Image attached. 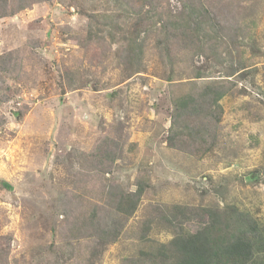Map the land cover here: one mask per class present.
<instances>
[{
  "label": "rangeland",
  "instance_id": "obj_1",
  "mask_svg": "<svg viewBox=\"0 0 264 264\" xmlns=\"http://www.w3.org/2000/svg\"><path fill=\"white\" fill-rule=\"evenodd\" d=\"M6 1L0 4V14L10 13L0 17L6 264H151L149 257L169 245L183 220L157 217V209L171 205L234 209L241 220L264 224V0H202L206 10L198 12L208 17L199 34L203 44L227 29V47L206 57L175 45L181 59L173 65L157 46L165 43L159 21L186 12L189 0ZM23 2L30 6L17 11ZM116 24L125 31H113ZM137 30L146 49L136 71L125 64L123 37ZM220 84L231 89L219 102L213 146L199 152L197 142L190 148L181 137L175 142L173 95ZM109 151L116 161L102 167ZM138 181L148 189L131 216L99 217L100 225L119 229L115 242L82 235L75 243L71 228L100 203L93 196L105 185L135 192ZM209 221L203 214L183 225L196 232ZM233 222L240 224L237 215Z\"/></svg>",
  "mask_w": 264,
  "mask_h": 264
},
{
  "label": "trees",
  "instance_id": "obj_2",
  "mask_svg": "<svg viewBox=\"0 0 264 264\" xmlns=\"http://www.w3.org/2000/svg\"><path fill=\"white\" fill-rule=\"evenodd\" d=\"M21 1L19 0L20 3ZM5 2L7 4L6 0H0V4L5 5ZM29 6L30 4H24L23 2L17 11L26 9ZM199 7L206 10L202 0H189L183 4L186 12H180L173 16L169 15L170 18L166 19V22L163 19L159 21V23H162V32L164 33L161 40H165V43L159 42L157 46L164 49L166 55H169V64L173 65L176 61L178 62L181 57H179V60H177V57L183 50L186 51L185 54L191 56L202 54L209 57L210 54L218 55L221 48L227 47L224 41L231 37L227 29L222 35L217 36L214 41L203 44L199 34L202 30L204 32V20L208 17L204 15L206 12H198ZM8 14L10 13H7L5 9L0 17L4 18ZM138 16L140 26L142 24V14ZM191 25L195 26L192 27ZM114 30L117 34L125 31L120 24L113 25ZM216 30H219V28L215 26L214 31ZM134 33L135 36L123 37L126 42L124 59L127 67H132L137 71L140 69L139 66L144 57L146 43L144 38L141 39L142 32L140 30L133 31ZM180 41H183V44ZM175 45L178 46L180 52L176 49L174 52ZM201 75V71H198L195 77L202 78ZM230 89L231 87H227L225 84H220L217 87L208 85L200 88L195 93L189 92L180 98H175V95H173L175 110L173 128L177 131L173 133L172 139L176 142L181 137V140H183L181 143L187 145L188 148L193 147L197 142L198 144L196 143V148L194 146L193 150L200 148L199 152L208 151L219 136L217 128L223 114L219 102L228 94ZM180 127L183 130L178 131ZM174 147L176 148L178 145L175 144ZM115 161L114 154L109 151L103 153L100 165L102 167L110 166ZM147 185L146 182L143 183L142 181L140 184L138 181L136 191L129 193L105 185L104 188L106 189H103V194L93 196L100 203L90 210L86 222H78V220L74 222L70 237L74 239L75 243L82 237L87 238L89 241L101 240L106 237L115 242L120 234L119 229L117 227L110 228L107 222L100 225L99 217L102 218L105 212L109 215L117 213L131 216L145 196L148 189ZM157 214V217L166 221L175 220L177 217H181L183 220L178 226V234L174 236L169 245H162L154 257H149L151 264H264V224L259 225L251 219L241 220L240 215L242 213L237 212V210L233 209V212L230 213L213 208H199L189 211L183 205H171L165 209H157ZM203 214L209 215L210 221L208 223L201 226L196 232H189L184 229L183 221H189L192 217L201 218ZM234 215H237L240 224L233 222ZM150 222L152 220L144 223V227L141 228L139 234L141 240L146 239L150 231ZM181 230L186 231V233ZM9 247V240L0 237V264L8 262ZM257 255L258 258H256Z\"/></svg>",
  "mask_w": 264,
  "mask_h": 264
}]
</instances>
